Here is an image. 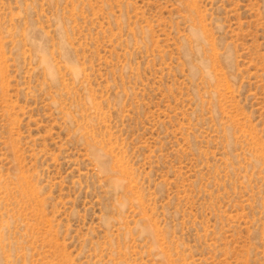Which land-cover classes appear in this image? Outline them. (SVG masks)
Returning a JSON list of instances; mask_svg holds the SVG:
<instances>
[{"label": "rangeland", "instance_id": "1", "mask_svg": "<svg viewBox=\"0 0 264 264\" xmlns=\"http://www.w3.org/2000/svg\"><path fill=\"white\" fill-rule=\"evenodd\" d=\"M0 264H264V0H0Z\"/></svg>", "mask_w": 264, "mask_h": 264}]
</instances>
